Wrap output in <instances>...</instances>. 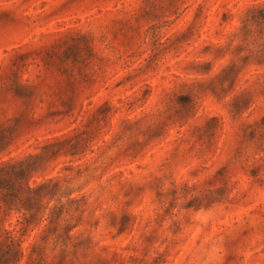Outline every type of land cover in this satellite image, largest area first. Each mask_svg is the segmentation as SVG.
Returning <instances> with one entry per match:
<instances>
[{
	"label": "rangeland",
	"instance_id": "rangeland-1",
	"mask_svg": "<svg viewBox=\"0 0 264 264\" xmlns=\"http://www.w3.org/2000/svg\"><path fill=\"white\" fill-rule=\"evenodd\" d=\"M0 264H264V0H0Z\"/></svg>",
	"mask_w": 264,
	"mask_h": 264
}]
</instances>
